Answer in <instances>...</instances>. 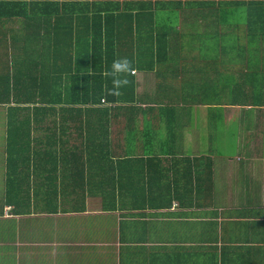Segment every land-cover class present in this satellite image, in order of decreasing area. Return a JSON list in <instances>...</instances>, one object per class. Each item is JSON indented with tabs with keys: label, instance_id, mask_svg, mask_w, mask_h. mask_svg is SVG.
<instances>
[{
	"label": "crops",
	"instance_id": "0c3cea01",
	"mask_svg": "<svg viewBox=\"0 0 264 264\" xmlns=\"http://www.w3.org/2000/svg\"><path fill=\"white\" fill-rule=\"evenodd\" d=\"M122 1L23 0L19 6L18 0H0V100L10 92L25 100L46 93L50 80H58L51 92L60 93L68 62H93L99 44H123L99 37L100 25L104 33L113 32L109 15L126 13L116 3H132L129 13L148 15L134 24V32L151 45L144 48L149 55L129 59L139 96L153 94L164 75L203 67L219 82L231 74L238 76L235 85H248L243 80L252 64H264L263 7L242 6L240 0ZM148 2L154 6L147 11L141 5ZM236 46L241 56L231 52ZM197 48H204L206 58ZM230 58L243 65L220 66ZM186 78L181 88L198 95L200 84L191 77L179 80ZM230 104L192 110L176 104L187 108L177 120L184 130L173 142L165 139L167 132L154 131L151 113H140L141 123L131 125L138 132L135 144L130 126L113 127L112 146L104 154L121 160L115 168L82 162L77 168L17 166L21 162L7 167L13 122L0 104V264H264V106L248 122L240 117L252 106ZM156 105L139 106L146 111ZM214 125L236 128L228 143L234 141L237 151L211 149L227 135L214 141ZM247 137L249 143L240 145ZM127 142L133 145L129 150ZM10 191L30 193L8 199Z\"/></svg>",
	"mask_w": 264,
	"mask_h": 264
},
{
	"label": "trees",
	"instance_id": "16d2710c",
	"mask_svg": "<svg viewBox=\"0 0 264 264\" xmlns=\"http://www.w3.org/2000/svg\"><path fill=\"white\" fill-rule=\"evenodd\" d=\"M129 1L132 0H125V2ZM121 2L123 1L121 0ZM240 2L242 6L264 8V1L261 0H240ZM17 5L25 6L23 0H18ZM119 6L126 7V13L109 15L108 21L111 18L115 21L113 32L104 33L103 27L100 25L99 37L109 38L115 42L122 41L123 44L108 46L99 44L93 48L96 52L93 51L92 56L97 57L93 62L84 60L76 63L68 62L66 70L63 71L62 78L59 81L60 93L51 92V90L57 88L55 85L58 80H50L51 84L46 93L39 92L31 96L32 98L27 96V100H25L22 96H16L13 92H10L7 99L0 100V104H4V107H6L7 117L13 122L9 126L11 128L5 147V150L9 153L6 161L7 167L16 168V164L21 162L17 166L29 168L32 165L41 167L50 163H62L70 168H77V163L82 162L89 166L104 164L100 167L115 168L114 163L121 160L104 154V151L110 150L109 148L112 146V129L116 127L117 130L121 131L124 125L130 126V142L135 144L138 132L131 125L141 123V119L138 118L140 113L154 114V131L157 130L162 135L167 132L169 136L165 139L173 142L175 135L184 130V125L177 120H181V117L186 113L184 108L186 106H175L178 103L187 104L191 110L192 105L203 106L207 104L218 107L222 102L231 103L230 105H238L236 103H241L243 106L251 105L247 100L248 95L243 96L245 88H250V90H255L257 96L254 100L257 104H252L256 108L264 106V99L258 98V96L264 95V64L262 63L252 64L253 70H250L247 75L249 82L246 86L235 85L236 79L231 74L225 80L219 82L218 78L212 77L209 69L203 67L202 70L199 69L194 73L174 72L171 77L170 74H167L169 75V83L159 82V87L153 94L139 96L134 77L131 74L133 70L128 74L113 75L111 74L112 63L121 57H127L129 60L130 56L145 55L147 57L149 55V53H145L148 49H144L147 45L140 38L135 37L134 32V24L137 28L142 23L140 17H147L148 15L141 14L139 16V14L129 13L130 8L133 7L128 6H135L132 3H122L120 5L116 3V7ZM141 6L148 11L154 5L148 2ZM166 6L170 7V4ZM118 11L115 10V12ZM147 23L152 24L153 22L150 20ZM249 33L254 34L256 32L250 30ZM228 37H231V35L225 34L223 36L224 39ZM56 49L59 50L60 47H56ZM197 49L206 58L204 48ZM230 49L233 54L242 55V48L236 46ZM225 51L226 54H230L229 48H226ZM152 64L155 66L153 62ZM239 65L242 66L243 64H238L233 58H230L220 66L230 70L238 69ZM143 68L145 67L143 66ZM181 77H191L194 84H200L201 88H198V95L181 88L190 81L188 78L183 81L179 80ZM113 79L127 80V83L119 88L118 95L109 93V89L113 87ZM64 82L67 83V90L62 88ZM44 86L46 87V85ZM152 103H157L156 107H147L148 110L146 111L139 106L140 104ZM216 112L213 111V113ZM248 112L249 110L245 111L246 116L249 115ZM246 116L243 115L240 119L245 120ZM20 120L21 122L17 124ZM212 130L214 132L218 131L215 136L211 135L216 142L225 133L227 134L225 140L222 138L223 149L218 146L215 147L216 144L219 145L221 138L218 143L214 144V147H211L212 150L224 151L225 145H227L224 142L229 141L230 134L235 133L236 128L232 127L225 131L224 128L214 125ZM154 131L146 134L154 135ZM130 142H127L128 150L133 147ZM143 146L142 144V148ZM161 147L163 150L168 149V143L163 142ZM32 152H35V156H32L34 154ZM105 165L108 166L105 167ZM207 170L211 169L208 168ZM27 193L30 192L10 191L7 193V197L10 199L11 194H17L18 198L25 199Z\"/></svg>",
	"mask_w": 264,
	"mask_h": 264
},
{
	"label": "rangeland",
	"instance_id": "374dc122",
	"mask_svg": "<svg viewBox=\"0 0 264 264\" xmlns=\"http://www.w3.org/2000/svg\"><path fill=\"white\" fill-rule=\"evenodd\" d=\"M244 73L246 74L247 72L246 71H244ZM237 75V74H236ZM164 78H162L161 79V83H165V82H168L169 83V75H164L163 76ZM238 78V76L236 77V79ZM240 80H238V82H239ZM243 82L244 83H248L249 82V79H244L243 80ZM244 86H246V85H244ZM246 90L244 91V95L243 96H245V95H248L247 96V100H248V102L249 103H251V106H252V111L251 112H248V116H246L247 114L246 113H244L245 114V116L247 117V118H245V120L246 121H248V122H253V120H254V118L253 117H250L251 116V114H254L255 112H256V107H255V105L254 104H252V103H256L257 104V102H255L254 100L257 98V96H256V94H255V90H250V88H245ZM258 98L259 99H264V95H262V96H258ZM260 113H261V111H260ZM261 117H263V122H264V116L263 115H261ZM243 128H246L247 130H252L253 128L252 127H247V126H243ZM264 130V129H263ZM260 132H261V130H260ZM234 133V132H233ZM257 134H260V133H257ZM229 141H227V142H224V143H227V145H225V149L224 150H231L232 152H234V151H237L236 149H235V146H236V143H235V145H234V141L233 142H230V143H228ZM241 142H243V143H241L240 145H242V146H245L246 144H248L249 143V141H248V137L246 138V140L245 141H241ZM255 145V144H254ZM254 145L252 146V148L254 147ZM219 147L220 149H223V147H224V144H223V140H222V138H221V140H220V142H219V145H215V147Z\"/></svg>",
	"mask_w": 264,
	"mask_h": 264
},
{
	"label": "clouds",
	"instance_id": "9594fccd",
	"mask_svg": "<svg viewBox=\"0 0 264 264\" xmlns=\"http://www.w3.org/2000/svg\"><path fill=\"white\" fill-rule=\"evenodd\" d=\"M131 70H132V66L130 61L127 59V57H121L113 61L111 74L113 75L120 73L128 74L131 72ZM126 83H127L126 79H113L112 80L113 87L109 89V93L113 95H118L119 88Z\"/></svg>",
	"mask_w": 264,
	"mask_h": 264
}]
</instances>
